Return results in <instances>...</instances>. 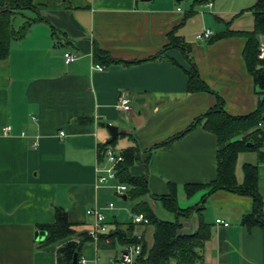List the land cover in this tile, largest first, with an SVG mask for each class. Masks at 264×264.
I'll return each mask as SVG.
<instances>
[{
  "label": "crops",
  "instance_id": "crops-1",
  "mask_svg": "<svg viewBox=\"0 0 264 264\" xmlns=\"http://www.w3.org/2000/svg\"><path fill=\"white\" fill-rule=\"evenodd\" d=\"M177 2L33 0L28 15L18 12L23 18L14 20L16 29L27 20H38L24 37L12 41L8 59L0 61V264H58L59 247L78 238L44 245L42 226L55 222L56 208L67 211L78 233H88L94 218L87 209L104 208L120 197L114 182L98 184L100 169L107 165L106 159L100 161L98 149L111 137L106 124L119 128L122 146H111L117 153L139 146L141 161L131 171L147 176L151 194L168 195L169 184H174L178 204L185 209L207 193L203 189L188 196L185 186L216 179L220 145L214 133L200 125L167 147H153L218 106L233 116L257 109L260 88L244 58V33L254 29V13L248 8L256 0H203L194 31L187 25H194L197 15L187 19L188 11ZM205 28L212 29V42L197 39ZM172 31L190 44L210 92L187 91L190 65L179 48L152 59L170 42ZM97 50L104 55L97 57ZM65 52L78 59L66 63ZM105 55L119 62L107 64ZM122 97L130 100V110L117 107ZM245 164L258 165V191L264 201V162L256 151L240 152L239 183L244 181ZM197 193H202L199 200ZM124 196L120 198L127 200ZM147 199L154 209L156 200ZM123 206L127 221L132 220L131 208ZM116 210L107 211L111 228L116 218L127 222ZM253 211L251 196L227 190L210 195L202 213L213 233L203 261L195 264H264V225L249 229L243 223ZM180 223V233H195L199 216H182ZM100 249L90 240L80 257L94 264L102 258Z\"/></svg>",
  "mask_w": 264,
  "mask_h": 264
},
{
  "label": "trees",
  "instance_id": "trees-1",
  "mask_svg": "<svg viewBox=\"0 0 264 264\" xmlns=\"http://www.w3.org/2000/svg\"><path fill=\"white\" fill-rule=\"evenodd\" d=\"M27 9H34L33 0H0V61L8 59L12 41L24 37L32 24L38 20H27L19 29H16L14 27L16 15ZM248 10L254 13V29L244 33L247 37L244 58L250 74L260 88L262 98L259 100L257 109L247 115L233 116L228 114L222 106H218L196 118L184 131L153 147V149L167 147L187 132L200 125L203 126L217 136L220 145L216 179L206 184H187L185 189L188 196L203 189H206L207 193L197 205L183 209L178 204L176 185L169 184L168 195L157 196L150 193L146 175L134 176L132 174V167L141 161V150L137 143L124 149L121 152L123 160L116 165L117 180L128 187L126 196L127 200L133 202L132 212L144 213L150 222L137 224L132 220L121 222L116 218L110 233L103 236L104 239L100 241L99 248L113 249L118 244L141 243L143 251L139 260L143 264H195L202 262L203 249L213 233V225L206 222L202 211L208 197L219 190L251 196L254 200V211L251 215L243 218V223L249 229L256 225H264V220H261L264 201L258 191V165H244V181L242 183H239L236 177V164L240 152L256 151L259 162H264V59L258 57L260 53L259 37L264 35V0H256ZM191 13V11L187 13V18ZM169 39L170 42L160 54L152 59L162 58L170 48H179L190 65V69L187 71L189 77L187 91L189 93L210 92L209 86L200 76L191 54L190 44L181 36L176 35L174 31L169 34ZM208 41L212 42L213 37ZM96 55L100 57L104 54L101 50H97ZM105 57L107 64L119 62L108 55ZM131 63L134 62H126V64ZM219 99L223 104V100ZM238 136L241 138H237ZM117 140L118 137L113 143L99 146L98 153L101 162L105 160L107 148L114 146ZM148 196L160 200L163 207L174 213L175 219L163 220L159 218L147 199ZM193 214L199 216L198 230L192 234L180 233L182 226L180 218L182 216L190 217ZM150 227L153 228L151 243L146 238ZM42 229L46 231L44 245H52L73 236L78 238V240H69L59 247L57 251L58 264H74L75 253L80 257L84 244L91 240L87 232L78 233L75 230L74 225L68 219L67 211L61 207L56 208L55 222L43 225ZM106 238L110 240L109 243L105 242Z\"/></svg>",
  "mask_w": 264,
  "mask_h": 264
},
{
  "label": "built area",
  "instance_id": "built-area-1",
  "mask_svg": "<svg viewBox=\"0 0 264 264\" xmlns=\"http://www.w3.org/2000/svg\"><path fill=\"white\" fill-rule=\"evenodd\" d=\"M209 6L212 5L211 2L208 3ZM182 9L179 8V11ZM213 36V31L210 28H205L202 32L197 34V39L200 41H208ZM66 63L70 64L78 59V56L72 52H65L64 54ZM260 59H264V44L260 46V53L258 55ZM97 68H102L100 65H96ZM117 107L120 110H130V100L126 97H122L119 99L117 103ZM10 130V126L6 127L5 131L8 132ZM60 135H65L62 131ZM105 159L107 165L100 169L98 176V184L99 185H108L111 182H114L113 188L115 194L117 196H124L127 192V185L119 183L117 180V170L116 165L123 160V156L120 153H117L112 147H108L105 151ZM117 208L114 202H109L104 208L100 207H90L87 209V214L94 218L92 226L88 231L91 240L97 245L99 248V243L103 238V236L110 233L111 226L108 220L107 211L113 210ZM132 221L137 224H148L149 218L144 213H131ZM217 223L228 226L229 223L223 221L222 219H217ZM106 243H109L110 240L108 238L105 239ZM143 247L141 243L125 244L123 249L113 256L109 258L107 261H102L99 257L94 260V264H143L139 258L142 255ZM89 260L82 256L78 260V264H88Z\"/></svg>",
  "mask_w": 264,
  "mask_h": 264
},
{
  "label": "rangeland",
  "instance_id": "rangeland-1",
  "mask_svg": "<svg viewBox=\"0 0 264 264\" xmlns=\"http://www.w3.org/2000/svg\"><path fill=\"white\" fill-rule=\"evenodd\" d=\"M202 1L203 0H183L181 2H177V4L179 6H181L182 9H184V11H188V12L191 11V7L193 6L192 13H191V15L187 19H190L192 17L194 18V16L197 15L196 19H193L195 21L194 22V25H192V23L191 24L189 23L187 25V29H189V31H194L195 30L196 23H198L200 21V17L198 16V14L202 10L198 9L197 6ZM206 10H203V11H206ZM23 11H24V14L25 15H28L27 12H29V10H23ZM22 18H23V15H21V14L17 15V17L15 19V23L18 22V21H20ZM126 141H127L126 143L129 142L128 139H126ZM121 144H122V140L118 139V142L114 146H112V147H114L116 150H118V149H120L119 147L122 146ZM196 196H198L197 197V200H199L200 196H202V193H197ZM112 200L116 203V207H117L116 212H118L121 215V218L124 221L129 220V218H130L129 217V214L126 212V209L127 208H126V206H123V205L126 203V205H128L131 208L132 206H130V205L133 202L131 200H123L122 198L116 197V196L113 197ZM155 202L156 203H155V206H154V211L156 212V214L158 215V217L161 218V219H163V220H172L173 217H174V213L168 211L165 207H163V205H162V203H161L160 200H156ZM179 205L181 206L182 205V202H179ZM181 207H184V206H181ZM152 233H153V228L150 227V229H149V231L147 233V240L149 241V243L152 242ZM120 247H121V245L118 244L116 246V248H113V249L112 248L111 249H100V254H101V257H102L101 260L104 261L103 259H105L108 254H113L112 251L113 250L115 251L116 249H119Z\"/></svg>",
  "mask_w": 264,
  "mask_h": 264
},
{
  "label": "water",
  "instance_id": "water-1",
  "mask_svg": "<svg viewBox=\"0 0 264 264\" xmlns=\"http://www.w3.org/2000/svg\"><path fill=\"white\" fill-rule=\"evenodd\" d=\"M141 1H150V0H141ZM177 1L178 2H181L183 0H177ZM260 41H261L262 44H264V35L260 36ZM106 126H107V128H108V130L110 132V135H111L108 143H113V141L118 137L119 128H118V126L113 125V124H106ZM126 197L127 196L125 195L124 198H126ZM42 234L43 235L46 234V231L42 232ZM78 257H79L78 254L75 253V255H74V261H73L74 264L77 263Z\"/></svg>",
  "mask_w": 264,
  "mask_h": 264
}]
</instances>
